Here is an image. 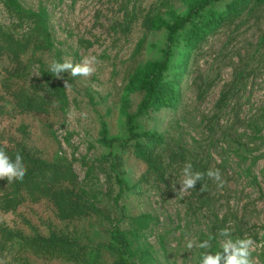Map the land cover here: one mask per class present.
Instances as JSON below:
<instances>
[{"label":"rangeland","instance_id":"1","mask_svg":"<svg viewBox=\"0 0 264 264\" xmlns=\"http://www.w3.org/2000/svg\"><path fill=\"white\" fill-rule=\"evenodd\" d=\"M193 1L17 0L45 15L42 30L0 0V146L27 165V185L0 180V264H197L203 250L187 242L215 236L218 250L221 228L251 237L264 264V0L211 4L226 19L191 48L184 32L170 41L153 29L186 17ZM233 2L240 10L228 14ZM91 57L89 76L48 71ZM151 62L167 63L176 101L140 112L138 79ZM188 161L219 169L223 187L205 175L203 191L179 193ZM39 238L64 253L35 254L27 242Z\"/></svg>","mask_w":264,"mask_h":264},{"label":"trees","instance_id":"2","mask_svg":"<svg viewBox=\"0 0 264 264\" xmlns=\"http://www.w3.org/2000/svg\"><path fill=\"white\" fill-rule=\"evenodd\" d=\"M220 1L222 0H195L190 4L189 12L186 17H181L176 13H172L170 21L156 19L152 22V27L157 31L166 30L169 34L170 41H172L180 32H184L186 45L190 48L194 47L198 42L204 39V36H206L220 22L226 19L225 14L222 15L221 13L207 10L211 4ZM4 2L6 7L14 14L20 17L28 15L31 19L36 18L39 21L38 26L41 27L42 30L46 27L45 15L43 13H28L21 8L17 0H4ZM239 10L240 4L238 2H233L228 5V14H236ZM167 70L168 65L166 62H151L145 66L138 79L139 90L144 95V100L140 106V112L153 108L162 109L172 108L174 106L176 101V94L174 92L175 84L165 80ZM132 120L133 117L128 118L130 124L132 123ZM131 134L133 137H143L150 145H160L163 141L159 134L153 132H145L141 135L134 134L133 132ZM102 143L105 145L110 143L106 138L105 131L102 137ZM135 153L140 158L146 160V150L142 144H136ZM112 170L114 172L117 171V165L115 163H112ZM29 176L27 177L28 179L31 178ZM32 182L35 189L38 181L33 179ZM21 183L22 185H27L26 180H23ZM37 189L45 192V189L40 186H37ZM117 239L122 244V247L127 251L130 241L126 238V236L118 234ZM61 245L64 247L67 246L58 240H44L42 238L27 242V246L30 247L35 254H43L46 257H53L55 255L61 256L65 251ZM121 260L125 261L124 256H121Z\"/></svg>","mask_w":264,"mask_h":264},{"label":"clouds","instance_id":"3","mask_svg":"<svg viewBox=\"0 0 264 264\" xmlns=\"http://www.w3.org/2000/svg\"><path fill=\"white\" fill-rule=\"evenodd\" d=\"M96 61V57L84 58L80 63L52 61L48 66V71L56 78H62V74L68 72L72 77L89 76L95 69L91 66ZM27 174V165L21 152L17 151L10 155L5 147L0 146V180L6 178L8 183L13 181H23ZM205 175L214 179L218 187H223L224 180L219 169H208L206 172L196 170L191 161L185 163L180 171L181 185L179 193H184L190 189H196L197 183L201 187L199 191L204 190L201 183ZM221 241L219 248L214 249L213 241L215 236H209L207 239L200 240L194 244L189 240L186 247L191 250L199 248L203 251L199 253L197 264H255L252 257L254 241L251 237H233L232 230L221 228L217 234Z\"/></svg>","mask_w":264,"mask_h":264}]
</instances>
